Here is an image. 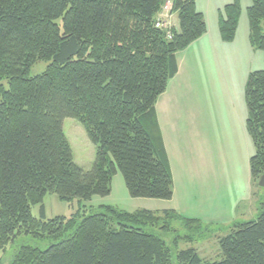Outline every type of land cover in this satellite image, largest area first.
I'll list each match as a JSON object with an SVG mask.
<instances>
[{
  "label": "trees",
  "instance_id": "1",
  "mask_svg": "<svg viewBox=\"0 0 264 264\" xmlns=\"http://www.w3.org/2000/svg\"><path fill=\"white\" fill-rule=\"evenodd\" d=\"M166 0H0V253L22 235L52 238L46 249L23 245L12 264H173L158 234L144 229L176 218L149 209L102 211L47 219L48 193L74 205L112 192L121 173L134 198L170 200L174 179L156 103L179 70L177 54L207 32L197 0H173L179 28L156 27ZM242 7L219 10L222 39L236 38ZM249 40L264 52V0L248 7ZM46 61L45 70L30 75ZM246 127L264 174V69L252 71ZM77 119L97 146L93 167L74 161L64 131ZM41 204V217L32 207ZM168 230L165 224L163 228ZM71 232V233H70ZM221 258L204 262L196 248L178 264H264V205L257 219L237 222L220 239ZM1 264V256H0Z\"/></svg>",
  "mask_w": 264,
  "mask_h": 264
},
{
  "label": "rangeland",
  "instance_id": "2",
  "mask_svg": "<svg viewBox=\"0 0 264 264\" xmlns=\"http://www.w3.org/2000/svg\"><path fill=\"white\" fill-rule=\"evenodd\" d=\"M232 1L197 0V9L205 13L207 29L211 30L213 27L215 30L202 43L199 42V45L179 54L183 63L182 79H187L188 73L193 79L192 86L188 87L185 83V86L178 89L182 94L183 103L179 105L187 111L186 116L189 114L188 118L185 117L188 120L180 127V136L190 172L186 174V165L181 167L186 176L175 181L173 198H134L128 192L123 175L118 173L113 178L112 192L106 197L94 196L90 201H75L71 206L59 200L56 194L48 193L44 200L47 219L56 216L70 217L75 212L80 215L100 212L101 204L127 211L150 208L159 210L162 215L165 210H175L184 217L200 219V226L192 223L188 225L184 220L171 218L167 223L162 220L156 226L144 227L166 241L172 252L173 264H178V252L188 248H196L204 262L219 260L220 239L229 234L235 223L257 219L260 211L254 212L256 202H264V187L258 185L260 179L256 186L250 189L255 197L252 199L253 204H249L252 200L245 203L238 201V196L230 184L221 178V172L212 183L208 181L209 183L201 184L198 181V178L200 181L205 180L202 179L205 166L201 162H207V158L219 171L220 156L230 145L227 136L230 128L235 125H239L238 128L243 127L244 120L248 117L245 91L249 75L252 71L264 69V52L251 47L249 42L248 7L252 0H240L242 13L233 45L220 36L219 10ZM47 64L46 61L36 63L31 68L30 75L43 72ZM64 131L72 147L75 163L86 170L91 169L96 159L97 146L89 139L84 126L75 118H66ZM249 143H252L250 138ZM255 151V145L252 143V149L248 145V151L243 154L240 150L239 156L234 157L236 172L232 187L238 191L243 189L246 193L248 179H253L250 159ZM196 168L200 171L197 172ZM246 205L252 207L243 210ZM32 214L35 218L41 217V204L32 207ZM165 224L168 230L163 228ZM55 242L52 238L34 239L22 235L0 253L1 264H12L23 245L46 249Z\"/></svg>",
  "mask_w": 264,
  "mask_h": 264
},
{
  "label": "crops",
  "instance_id": "3",
  "mask_svg": "<svg viewBox=\"0 0 264 264\" xmlns=\"http://www.w3.org/2000/svg\"><path fill=\"white\" fill-rule=\"evenodd\" d=\"M196 5H197V2H196ZM220 7H218V10ZM171 23L174 25V27L179 28L178 13H173L171 17ZM213 30H215V28L213 27L211 28V30L210 29L207 30V32L202 37H200L198 40L193 42L185 50L178 52L177 54V60H178V66H179L178 73L176 74L174 78H172L169 81L166 91L159 96L157 103H156L158 121H159L161 130H162V135H163L164 143L166 146V151L169 157L174 183L175 181H177L179 177L186 176L182 172V169H181V167L186 165V160H185V154L182 150V145H181L180 127L181 125L185 124V120H188L185 117L188 118L189 116V114H187V116L185 115V112L187 111H185V109H183V107H180L179 105L183 103L181 101L182 94L178 92V89L181 88L185 83H187L188 87L192 86V80H193L189 73H188L187 79H182L181 75L183 72H182L181 66L183 63H182V60L179 59V54L187 51L192 46H197L199 42L202 43L208 36L212 34ZM234 41L228 42V43L233 45ZM250 46L252 47L251 43H250ZM197 78L199 79V74H197ZM195 119H196V116H195ZM246 120L247 118H245L244 120L243 127H241L242 129L238 128L239 125H235L230 128L227 134L228 141H230V145L228 146V148L225 149V151L220 156L221 164H220L219 171L216 168L215 164L211 161L209 162V158H207V162L206 160L201 162L205 166V168H203L202 170V173H203L202 179H205V180L200 181V179L198 178V181L201 184L202 183L205 184L209 182L212 183L213 179H216V177L221 172L222 173L221 178L225 180V183L230 184V187L233 189V192L235 193V195L238 196L237 198L238 201L243 202V203H245L247 200H252L253 198H255L252 190L250 189L254 188L257 184V181L254 180V178L248 179V182H247L248 186L246 188V193L243 191V189L238 191L237 189L232 187V183L234 181L233 176L235 175L234 173L236 172L235 170L236 167L234 166V162L236 160L234 159L235 155L239 156L240 150H242L243 154L245 153V151H248V145L252 149L253 140L250 134L248 133V130L246 127ZM194 126H195V129L197 130V124H195ZM249 138L250 140H252L251 145L249 143ZM206 154H207V150H206ZM185 169H186V174L190 172L189 165H186ZM196 171L199 172L200 170L196 168ZM190 176H191V173H190ZM191 179H193V175L191 176ZM251 183L253 187L251 186ZM253 203H254V200L250 201L249 204H253ZM101 205H107V204H101ZM262 205H264V202L260 203V200H258L256 202L254 212L258 213V211H261ZM251 207L252 205H248V206L246 205L243 210H249ZM145 209L150 210V208H145ZM152 211H159V210H152ZM246 221H250V220H246Z\"/></svg>",
  "mask_w": 264,
  "mask_h": 264
},
{
  "label": "built area",
  "instance_id": "4",
  "mask_svg": "<svg viewBox=\"0 0 264 264\" xmlns=\"http://www.w3.org/2000/svg\"><path fill=\"white\" fill-rule=\"evenodd\" d=\"M173 7V0H166L164 5L162 6L161 11L158 13L157 19H156V27L162 28L167 30V35L170 38L171 37V27H173L171 23V17L173 15L172 12Z\"/></svg>",
  "mask_w": 264,
  "mask_h": 264
},
{
  "label": "water",
  "instance_id": "5",
  "mask_svg": "<svg viewBox=\"0 0 264 264\" xmlns=\"http://www.w3.org/2000/svg\"><path fill=\"white\" fill-rule=\"evenodd\" d=\"M259 185L264 187V174L260 178Z\"/></svg>",
  "mask_w": 264,
  "mask_h": 264
}]
</instances>
